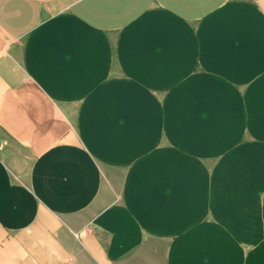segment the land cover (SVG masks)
<instances>
[{"label": "crops", "instance_id": "crops-1", "mask_svg": "<svg viewBox=\"0 0 264 264\" xmlns=\"http://www.w3.org/2000/svg\"><path fill=\"white\" fill-rule=\"evenodd\" d=\"M0 264H264V0H0Z\"/></svg>", "mask_w": 264, "mask_h": 264}]
</instances>
